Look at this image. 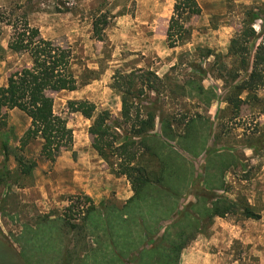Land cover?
<instances>
[{"label": "rangeland", "instance_id": "374dc122", "mask_svg": "<svg viewBox=\"0 0 264 264\" xmlns=\"http://www.w3.org/2000/svg\"><path fill=\"white\" fill-rule=\"evenodd\" d=\"M196 1L201 11L186 22L187 39L170 47L166 30L175 0H0V86L10 72L29 64L26 53L7 46L14 25L19 27L23 20L36 27L40 36L71 48L77 80L75 90L52 95L54 112L66 119L73 134L71 147L53 162L40 155V139L20 149L19 138L29 118L20 110H7L9 179L0 184V230L18 252L23 251L25 264H120L115 253L127 248L125 264H135L139 237L145 235L133 222L120 223L111 210L132 198L131 183L117 171L119 160L112 152L102 156L94 149L96 137L89 133L93 118L67 107L69 100L92 102L95 114L105 111L108 122L118 125L112 127L118 141L124 140L130 122L122 118L121 95L112 83L117 75L130 72L144 74L135 79L143 91L131 100L155 112L152 132L161 136L160 120L165 118L182 135L188 120L195 118V139L186 143L200 151L193 156L181 147L182 140L161 136L170 160L177 161L184 174L175 175L177 196H157L159 204L142 203L146 212L151 209V216L145 213L146 222L164 218L169 212L165 204L171 202L170 218L156 224L160 234L189 201L198 200L196 193L203 192L210 200L208 193L214 192L238 207L234 213L207 219L199 211L203 201H197L190 210L198 211L199 226L196 231L187 226L188 242L181 250L180 264H264V77L251 90L239 86L250 71L264 27L257 19L252 25L255 34L243 35L247 12L264 17V0ZM102 14L107 24L98 38L93 22ZM236 37L238 46L246 48L248 70L238 55L228 52ZM146 72L157 78L151 75L148 82ZM190 80L215 92L209 105L204 98L211 93L195 94ZM136 151L134 164L151 180L158 177V159L141 147ZM20 154L24 162L35 163L29 174L18 169L15 156ZM206 160H213L209 169ZM125 189L132 196L126 198ZM90 206L101 210L111 225L96 224L97 214L88 211ZM246 206L261 217H245ZM150 242L146 238L142 245Z\"/></svg>", "mask_w": 264, "mask_h": 264}, {"label": "trees", "instance_id": "16d2710c", "mask_svg": "<svg viewBox=\"0 0 264 264\" xmlns=\"http://www.w3.org/2000/svg\"><path fill=\"white\" fill-rule=\"evenodd\" d=\"M200 11L201 8L196 0H175L166 30L170 47L181 44L187 39L188 29L185 24L191 16L200 14ZM247 17L242 34L254 35L253 22L260 19L264 23V17L259 18L257 13L252 10L247 12ZM106 24L105 14L100 15L93 22V32L96 37H102L103 27ZM238 44V38H233L228 52L232 55H238L241 58L243 68L248 70L246 48H240ZM7 46L13 52L26 53L29 57V64L10 72L6 83L0 86V160H2L0 162V184L7 182L9 179V172L6 169V160L9 155L7 110H20L29 118V125L19 138L20 149H23L31 141L40 139V155L53 162L62 150L71 147L73 134L71 128L67 125L66 119L54 112L52 95L62 90L72 91L77 88V80L72 71L73 53L71 48L40 36L38 29L30 26L26 20H23L19 27L14 25ZM263 66L264 27L261 29V40L257 45L250 71L247 78L239 85L240 88L243 90L253 89L257 85V81L262 80L264 77L261 68ZM146 74L149 75L146 78L148 82L151 75L157 78L152 72H146ZM142 76H144L143 73L135 75L134 72L120 74L114 78L112 83V86L121 95L122 118L124 122H130L131 129L128 135L124 136V140L118 141L119 136L112 130L113 126L118 127V125L108 122L105 111L95 114L96 108L92 102L84 99L69 100L67 107L71 112H79L86 118H93L89 126V133L96 137V141L93 143L94 149L102 156H105L108 151L112 152L119 160L117 171L124 174L131 183L134 191L132 198L122 208H111V210H115L112 216H118L120 223L125 225L133 222L145 235L144 238L139 237L141 245L136 249L138 251L134 256L135 264H180L181 250L188 242L186 234L190 229L196 231L199 226V214H196L198 211L192 213L190 210L196 207L197 201H203L202 210L199 211L207 219L215 215L223 216L227 213H234L238 206L237 203L226 197L215 196L214 192L208 193L211 197L210 200H207L203 192H198L196 193V199L198 200L196 202L189 201L187 206L179 210L169 224L165 225L160 234L157 232L156 224L161 219L170 218L174 212L171 202L165 204L169 207V212L165 214L164 218L161 216L154 218L153 224L146 222V215L151 216V209L146 212L142 203L148 201L150 205L159 204V201H156L157 196L164 195L168 198L177 196L176 183H179V179L175 175L177 173L184 174L180 171L177 161L170 160L171 155L166 151L168 146L165 140L178 142L182 140L184 144L181 147L193 156H198L200 151L196 145L188 146L195 139V133L193 132L196 126L195 118L188 120L186 123L187 131L182 134L183 136L178 134L169 120L165 118L160 120L159 125L160 134L165 140L161 139L160 135L152 132L155 126V112L153 110H143V106L139 107L131 100L135 93L143 91V86L137 87L135 80ZM189 84H192V89L197 95L206 94V92L211 93L210 96L204 98L205 103L208 105L216 95L214 91L204 89L196 81L190 80ZM151 87L148 85L147 89H151ZM132 111H134V116ZM140 147L159 161L160 175L153 180L148 178L141 166L134 164L137 156L136 148L140 149ZM15 159L18 161V169L22 174H29L35 166L34 162H24L21 154L16 155ZM212 162L213 160H206L205 169H209ZM111 210L108 213L111 214ZM88 211L97 214L96 224L101 221L104 222L105 226L111 225L103 212L95 206H90ZM242 213L247 218L258 219L261 217L259 213L254 212L248 206L242 208ZM187 226L190 229H187ZM171 227H177L178 229L172 233L169 231ZM36 233L34 232V234ZM26 235L27 233L24 236ZM26 238L30 239V236L28 235ZM146 238H149L151 242L144 246L142 242ZM129 247H132V244H129ZM127 250L128 248L124 249L123 252L118 250V253H115L116 260L120 264H125V257L127 256L125 251ZM21 255H23V251L18 252L0 230V264H25L26 262Z\"/></svg>", "mask_w": 264, "mask_h": 264}, {"label": "crops", "instance_id": "0c3cea01", "mask_svg": "<svg viewBox=\"0 0 264 264\" xmlns=\"http://www.w3.org/2000/svg\"><path fill=\"white\" fill-rule=\"evenodd\" d=\"M73 177H77L74 173H72ZM75 179V178H74ZM125 197L128 198L132 196V191L130 189H125Z\"/></svg>", "mask_w": 264, "mask_h": 264}]
</instances>
